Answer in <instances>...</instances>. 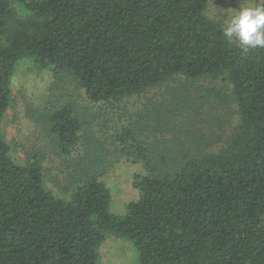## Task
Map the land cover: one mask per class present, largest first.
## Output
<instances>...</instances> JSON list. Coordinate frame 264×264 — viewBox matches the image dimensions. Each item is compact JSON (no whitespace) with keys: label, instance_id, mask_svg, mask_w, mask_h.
<instances>
[{"label":"trees","instance_id":"trees-1","mask_svg":"<svg viewBox=\"0 0 264 264\" xmlns=\"http://www.w3.org/2000/svg\"><path fill=\"white\" fill-rule=\"evenodd\" d=\"M208 4L0 0V264H105L109 239L139 264H264V47L230 43ZM23 61L76 86L39 116L57 190L45 151L17 160L2 127ZM120 159L141 169L116 213Z\"/></svg>","mask_w":264,"mask_h":264},{"label":"rangeland","instance_id":"rangeland-1","mask_svg":"<svg viewBox=\"0 0 264 264\" xmlns=\"http://www.w3.org/2000/svg\"><path fill=\"white\" fill-rule=\"evenodd\" d=\"M248 2H252V0H209L208 12L225 26L226 20L238 11L240 6ZM12 88L13 101L6 112L2 127L8 140L12 143L13 156L19 161H24L28 159L33 149L45 151L42 164L51 187L57 190L56 181L60 179L58 173H60L61 161L56 151L47 142L46 133L41 129L43 119L39 116L69 94L74 96L76 86L68 77L59 82L49 70H38L32 62L23 61L15 72ZM159 92L163 93V90L156 89L148 96L151 97ZM145 100H147L146 96L141 99L132 98L129 105L126 106L127 111H138L145 108ZM172 106L168 105L170 108ZM176 110L179 111L177 108ZM180 112L183 110H180L179 114L174 117H177L182 125L174 127L183 132L181 127H185L186 122H182L184 117ZM231 119L233 120V117ZM140 169V165L123 159L114 161L110 165L105 178L113 191L112 210L114 212L122 213L125 210L126 202L137 197L138 191L133 185L132 178ZM102 259L105 264H139L137 249L127 239L106 241L102 246Z\"/></svg>","mask_w":264,"mask_h":264},{"label":"clouds","instance_id":"clouds-1","mask_svg":"<svg viewBox=\"0 0 264 264\" xmlns=\"http://www.w3.org/2000/svg\"><path fill=\"white\" fill-rule=\"evenodd\" d=\"M223 35L242 50L264 47V0L240 6L223 27Z\"/></svg>","mask_w":264,"mask_h":264}]
</instances>
